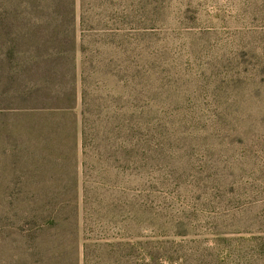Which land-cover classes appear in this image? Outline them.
Segmentation results:
<instances>
[{
    "label": "rangeland",
    "instance_id": "1",
    "mask_svg": "<svg viewBox=\"0 0 264 264\" xmlns=\"http://www.w3.org/2000/svg\"><path fill=\"white\" fill-rule=\"evenodd\" d=\"M17 2L0 0V264H264V0H76L69 61L27 41L68 47L70 20ZM99 112L150 152L111 164Z\"/></svg>",
    "mask_w": 264,
    "mask_h": 264
},
{
    "label": "trees",
    "instance_id": "2",
    "mask_svg": "<svg viewBox=\"0 0 264 264\" xmlns=\"http://www.w3.org/2000/svg\"><path fill=\"white\" fill-rule=\"evenodd\" d=\"M16 1H18L17 3H19V7H21V3L25 2V4H27L29 3L30 0H16ZM47 2L49 4L50 11L53 15L70 20V25L68 26V30L70 32V37L68 40L69 45L68 47H66L67 41L65 39H54V38L52 39V42L49 39L43 42L42 40H39L34 37L32 40H29L27 42L30 45L43 44V46L35 48V53H42V56L50 52L49 48L53 46L52 44H58L62 48L58 49L55 52L50 53L49 56L53 57L55 60L58 61H69L67 60L66 53L72 54V59H73L75 53L78 50L79 47L78 45L81 44L82 46L84 44V40L83 42H80V44H78L75 38L76 25L74 22L76 18V0H47ZM29 9L30 8L25 6V8L22 9V11L27 13ZM12 12L14 13L15 9H13ZM81 24H84V20L81 22ZM117 35L118 33L115 34L114 36ZM73 69L74 71L72 72V75H70V78L72 79V82L76 83L77 69L75 67V64ZM45 78L54 79V80L58 79V84H61L60 77H58L55 74H49V76ZM84 87H86V79L84 80L83 78V88ZM36 94L37 93L34 92V95ZM47 94L50 97H53L54 95L52 93H47ZM76 94L77 92L74 85L72 95L75 97L77 96ZM82 94L84 99L85 96L84 91ZM97 117L99 119L94 124H97L96 126L98 129L93 131V136L99 139L106 146L103 147L110 152L109 160H111L110 161L111 164H121V166L122 165L127 166L128 163H133L141 156H144L145 154L150 152V148H149L150 140H146L145 143H141L140 140L141 129L138 128L137 130V126L133 124L132 121L126 118L125 116L110 115L108 113L102 114L101 112H99ZM83 135H84L83 144L86 149L87 148L86 133L84 132ZM88 155L89 154L85 152V157H88ZM95 155L99 158L103 157V154L100 153H96ZM108 245H112V248H114L113 251L115 255L122 254L123 249L118 244L110 243ZM97 247L102 248L103 246L99 245ZM87 254H88V245H85V259L88 260ZM120 264H124V263L122 262Z\"/></svg>",
    "mask_w": 264,
    "mask_h": 264
}]
</instances>
